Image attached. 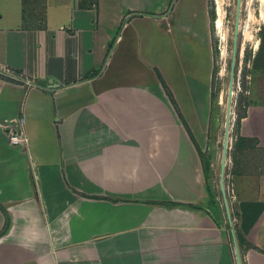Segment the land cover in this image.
<instances>
[{
	"label": "crops",
	"instance_id": "crops-1",
	"mask_svg": "<svg viewBox=\"0 0 264 264\" xmlns=\"http://www.w3.org/2000/svg\"><path fill=\"white\" fill-rule=\"evenodd\" d=\"M213 54L209 0H0V67L34 83L0 76V264H237L201 158ZM240 135L233 230L264 264V125Z\"/></svg>",
	"mask_w": 264,
	"mask_h": 264
},
{
	"label": "rangeland",
	"instance_id": "rangeland-1",
	"mask_svg": "<svg viewBox=\"0 0 264 264\" xmlns=\"http://www.w3.org/2000/svg\"><path fill=\"white\" fill-rule=\"evenodd\" d=\"M252 1V0H251ZM242 6L240 11V32L238 34V56L236 59V76L234 79V94L232 101V119L229 131V147L227 152V166L225 172V188L227 192V171L230 164L231 145L239 134H247L252 130L253 125H264V116L261 115L262 108L254 106L248 107L249 96L248 91L250 86H260L258 90L264 95V85L259 82L263 74L262 64L264 55V16L260 15V9L264 8V3L259 0L251 2V9L254 12L252 19L247 27V34L251 33L246 38L247 34L242 35L241 28L247 19V0H241ZM236 0H209L210 10L214 12L212 19V36L214 50V65L212 72V89L211 98V114H210V134H208V143L206 153H201V158L204 160V172L206 173L207 188H212L220 195L219 189V168L221 157V146L223 139V127L225 118V107L228 86V74L230 66V52L232 44L233 22L235 15ZM219 6L222 10V19L219 27L216 26V21L219 18ZM251 27V29H250ZM248 55V57H247ZM247 57V58H246ZM254 79V80H253ZM253 80V81H252ZM260 102L261 100H257ZM240 102V104L238 103ZM244 112V118H241L240 128L236 129V109ZM211 161V164L209 163Z\"/></svg>",
	"mask_w": 264,
	"mask_h": 264
},
{
	"label": "water",
	"instance_id": "water-1",
	"mask_svg": "<svg viewBox=\"0 0 264 264\" xmlns=\"http://www.w3.org/2000/svg\"><path fill=\"white\" fill-rule=\"evenodd\" d=\"M240 11H241V0H236L235 3V15L233 22V33H232V44L230 52V66L228 74V86H227V97H226V107H225V118H224V127H223V139L221 146V157H220V168H219V189L222 197V203L225 210L226 218L228 225L230 226V232L234 247V255L237 264H242L240 253L238 250L235 233L233 230V220L230 213L226 188L224 184L225 172L227 166V152L229 147V131L232 119V101L234 94V79L236 76L235 65L236 59L238 56V34H239V25H240ZM50 84L51 81H49Z\"/></svg>",
	"mask_w": 264,
	"mask_h": 264
},
{
	"label": "built area",
	"instance_id": "built-area-1",
	"mask_svg": "<svg viewBox=\"0 0 264 264\" xmlns=\"http://www.w3.org/2000/svg\"><path fill=\"white\" fill-rule=\"evenodd\" d=\"M0 76L9 81L22 83L26 87H31L34 84L33 81L31 79H28L25 75H23L22 72L20 71L18 72L6 66L0 67ZM7 137H8V141L12 145L21 146L27 142V137L24 135L22 131H14L9 129L7 131Z\"/></svg>",
	"mask_w": 264,
	"mask_h": 264
},
{
	"label": "trees",
	"instance_id": "trees-1",
	"mask_svg": "<svg viewBox=\"0 0 264 264\" xmlns=\"http://www.w3.org/2000/svg\"><path fill=\"white\" fill-rule=\"evenodd\" d=\"M211 18L213 19L214 18V12H213V10L211 11ZM247 57H248V55H247ZM246 57V58H247ZM19 72V71H18ZM235 72H236V70H235ZM91 75V73L90 74H87L86 75V77H89ZM163 86H164V88H165V90H166V92H167V94L171 97V95H170V93H169V91H168V89L166 88V86L163 84ZM212 96H213V94L211 93V98H212ZM239 104H240V102H238ZM238 108L236 109V114H237V118H236V129H237V131L239 130V128H240V121H241V118H243L244 117V112L243 113H241V111H239V109H240V107L239 106H237ZM186 126V125H185ZM251 141H254V139H251ZM256 141V140H255ZM244 142H245V138L243 137V136H241V135H237L236 136V139H235V141L233 142V144H232V150H231V152H230V156L234 159L235 158V153H236V151H237V148H241V147H246V145L244 144ZM202 157V156H201ZM32 182L34 183V180L32 179ZM4 214H5V226H4V230L6 229V227H7V225H8V221H9V218H8V216H7V212H6V210H4Z\"/></svg>",
	"mask_w": 264,
	"mask_h": 264
},
{
	"label": "bare ground",
	"instance_id": "bare-ground-1",
	"mask_svg": "<svg viewBox=\"0 0 264 264\" xmlns=\"http://www.w3.org/2000/svg\"><path fill=\"white\" fill-rule=\"evenodd\" d=\"M253 1V0H252ZM251 0H247V6H246V10H247V19H246V21L244 22V25H243V27L241 28V33H242V35H244L245 36V34H247V27H248V25H249V21L252 19V16L254 15L253 13V11H252V9H251V7H250V5H251V2H252ZM260 1V0H259ZM241 6H242V2H241ZM222 19V10H221V6H219V18L217 19V20H215L216 21V26H217V28L219 27V24L221 23L220 22V20ZM250 29H251V27H250ZM246 31V32H245ZM239 32H240V25H239ZM244 32H245V34H244ZM251 33V31L249 30L248 31V34L245 36L246 38L249 36V34Z\"/></svg>",
	"mask_w": 264,
	"mask_h": 264
}]
</instances>
